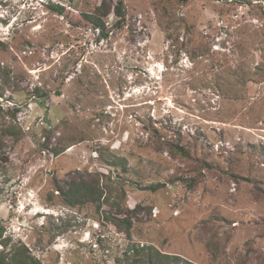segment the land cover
Listing matches in <instances>:
<instances>
[{
	"label": "rangeland",
	"instance_id": "obj_1",
	"mask_svg": "<svg viewBox=\"0 0 264 264\" xmlns=\"http://www.w3.org/2000/svg\"><path fill=\"white\" fill-rule=\"evenodd\" d=\"M102 2L0 0V256L264 264V0H123L104 33ZM73 180L100 200L66 206Z\"/></svg>",
	"mask_w": 264,
	"mask_h": 264
},
{
	"label": "trees",
	"instance_id": "obj_2",
	"mask_svg": "<svg viewBox=\"0 0 264 264\" xmlns=\"http://www.w3.org/2000/svg\"><path fill=\"white\" fill-rule=\"evenodd\" d=\"M187 1V0H184ZM61 14L63 8H57ZM113 13L118 18L116 26H121L126 18L125 6L123 0H118L114 6H111L106 0L96 8L93 14H83L85 20L94 28H99L104 33L105 22L104 19ZM20 132L15 129L13 125L2 126L0 128V141L7 136H18ZM58 155L60 152L55 151ZM118 163L110 162L111 166H115ZM123 169L126 171V166L123 164ZM159 185H153L145 187L144 189L155 192L159 189ZM63 203L70 207L75 208L77 206L84 205L87 202H95L100 200L102 191L96 184H85L71 181L68 188H59ZM124 215V216H123ZM110 222L119 230L124 233L127 238L130 237V231L132 229V219L128 218L120 211L108 218ZM3 231L0 233L2 236ZM0 264H40L35 258H33L27 250L23 247H16L13 249L12 254L9 257L0 256ZM120 264H194L193 262L179 256L163 253L152 245H132L124 254V258L120 260Z\"/></svg>",
	"mask_w": 264,
	"mask_h": 264
}]
</instances>
